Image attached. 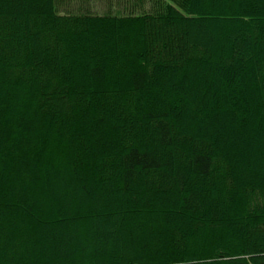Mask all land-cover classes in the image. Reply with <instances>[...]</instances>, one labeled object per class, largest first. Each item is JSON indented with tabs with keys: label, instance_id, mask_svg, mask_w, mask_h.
<instances>
[{
	"label": "trees",
	"instance_id": "trees-1",
	"mask_svg": "<svg viewBox=\"0 0 264 264\" xmlns=\"http://www.w3.org/2000/svg\"><path fill=\"white\" fill-rule=\"evenodd\" d=\"M100 1L0 0V264H264V0Z\"/></svg>",
	"mask_w": 264,
	"mask_h": 264
},
{
	"label": "rangeland",
	"instance_id": "rangeland-1",
	"mask_svg": "<svg viewBox=\"0 0 264 264\" xmlns=\"http://www.w3.org/2000/svg\"><path fill=\"white\" fill-rule=\"evenodd\" d=\"M119 1V0H118ZM101 2V4L99 3V11H98V13H104L105 12V10L104 9H106V7H110V6H108L109 5V2H106V0H101L100 1ZM115 2H117V1H115ZM112 3H113V1H112ZM115 4H117V3H115ZM114 6V5H113ZM112 7V6H111ZM147 7V6H146ZM107 10V9H106ZM103 11V12H102Z\"/></svg>",
	"mask_w": 264,
	"mask_h": 264
}]
</instances>
